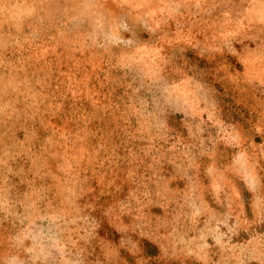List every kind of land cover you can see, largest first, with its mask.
Here are the masks:
<instances>
[{"label": "rangeland", "instance_id": "obj_1", "mask_svg": "<svg viewBox=\"0 0 264 264\" xmlns=\"http://www.w3.org/2000/svg\"><path fill=\"white\" fill-rule=\"evenodd\" d=\"M0 264H264V0H0Z\"/></svg>", "mask_w": 264, "mask_h": 264}]
</instances>
